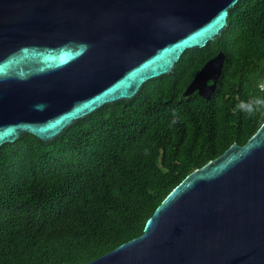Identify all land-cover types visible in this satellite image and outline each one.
<instances>
[{
  "label": "water",
  "instance_id": "1",
  "mask_svg": "<svg viewBox=\"0 0 264 264\" xmlns=\"http://www.w3.org/2000/svg\"><path fill=\"white\" fill-rule=\"evenodd\" d=\"M239 0H0V147L47 143L173 72L227 27ZM218 52L183 92L210 99ZM84 264H264V123L188 174L140 236Z\"/></svg>",
  "mask_w": 264,
  "mask_h": 264
},
{
  "label": "trees",
  "instance_id": "2",
  "mask_svg": "<svg viewBox=\"0 0 264 264\" xmlns=\"http://www.w3.org/2000/svg\"><path fill=\"white\" fill-rule=\"evenodd\" d=\"M215 41L44 143L0 147V264H84L143 232L188 174L243 145L264 123L241 103L264 99V0H239ZM218 52L210 99L183 92Z\"/></svg>",
  "mask_w": 264,
  "mask_h": 264
},
{
  "label": "clouds",
  "instance_id": "3",
  "mask_svg": "<svg viewBox=\"0 0 264 264\" xmlns=\"http://www.w3.org/2000/svg\"><path fill=\"white\" fill-rule=\"evenodd\" d=\"M239 108L248 115H253L255 112L264 109V99L256 98L251 103H241Z\"/></svg>",
  "mask_w": 264,
  "mask_h": 264
},
{
  "label": "built area",
  "instance_id": "4",
  "mask_svg": "<svg viewBox=\"0 0 264 264\" xmlns=\"http://www.w3.org/2000/svg\"><path fill=\"white\" fill-rule=\"evenodd\" d=\"M264 88V87H263Z\"/></svg>",
  "mask_w": 264,
  "mask_h": 264
}]
</instances>
